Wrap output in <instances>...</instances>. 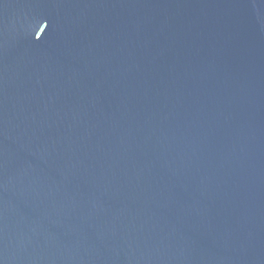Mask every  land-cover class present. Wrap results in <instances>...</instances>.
<instances>
[{"label":"water","instance_id":"obj_1","mask_svg":"<svg viewBox=\"0 0 264 264\" xmlns=\"http://www.w3.org/2000/svg\"><path fill=\"white\" fill-rule=\"evenodd\" d=\"M0 264H264V0H0Z\"/></svg>","mask_w":264,"mask_h":264}]
</instances>
